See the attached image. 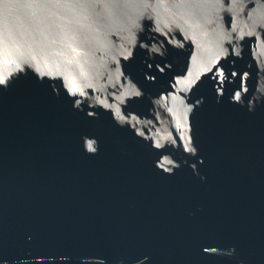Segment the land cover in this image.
Masks as SVG:
<instances>
[{
  "label": "water",
  "instance_id": "95a60500",
  "mask_svg": "<svg viewBox=\"0 0 264 264\" xmlns=\"http://www.w3.org/2000/svg\"><path fill=\"white\" fill-rule=\"evenodd\" d=\"M0 264H264V0H0Z\"/></svg>",
  "mask_w": 264,
  "mask_h": 264
}]
</instances>
